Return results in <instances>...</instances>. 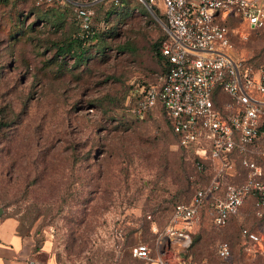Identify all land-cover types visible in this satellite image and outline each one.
Returning a JSON list of instances; mask_svg holds the SVG:
<instances>
[{
	"label": "rangeland",
	"instance_id": "1",
	"mask_svg": "<svg viewBox=\"0 0 264 264\" xmlns=\"http://www.w3.org/2000/svg\"><path fill=\"white\" fill-rule=\"evenodd\" d=\"M36 2L0 0V217L14 218L36 248L46 245L50 264H150L130 248L145 243L155 259L174 204L208 180L181 155L159 106L143 119L132 112L160 83L151 48L165 37L163 10L139 0L115 13L109 1L92 6L97 53L59 69L52 44L75 32L74 11L56 5L37 20L46 7ZM227 25L234 51L264 63V35L238 19ZM259 207L249 198L222 226L204 210L190 246L172 241V252L220 264L216 245L225 241V264H264ZM242 228L259 241L244 240Z\"/></svg>",
	"mask_w": 264,
	"mask_h": 264
},
{
	"label": "built area",
	"instance_id": "2",
	"mask_svg": "<svg viewBox=\"0 0 264 264\" xmlns=\"http://www.w3.org/2000/svg\"><path fill=\"white\" fill-rule=\"evenodd\" d=\"M119 0H37V5L73 7L84 30L92 28L96 3ZM161 8L166 39L160 51L169 63L158 87H150L136 109L139 118L160 102L178 145L193 156L196 171L207 175L186 203L175 206L170 224L157 236L155 259L147 244L131 248L134 258L158 264H205L179 254L165 257L167 242H191V232L205 210L216 226L238 216L250 196L264 206V63L238 55L230 40L228 19H238L264 35V0H139ZM260 211V210H259ZM258 211V213H260ZM242 236L259 241L246 228ZM122 240V235H118ZM119 247V246H118ZM217 257L227 260V242L216 245Z\"/></svg>",
	"mask_w": 264,
	"mask_h": 264
},
{
	"label": "trees",
	"instance_id": "3",
	"mask_svg": "<svg viewBox=\"0 0 264 264\" xmlns=\"http://www.w3.org/2000/svg\"><path fill=\"white\" fill-rule=\"evenodd\" d=\"M109 2L111 3V5H114V8H112V10L114 11V13L117 12V11H119L118 10L119 7L120 8H121V6L124 7V5H123L124 0H119V3L117 5H115L112 1H109ZM98 3H100V2H98ZM98 3H96V4H98ZM55 6L56 5H45V4L39 5L38 7H40V8L46 7V9H45V11H43L42 14H39L38 15L37 20L45 21V19H44L45 16L44 15L47 12H50L51 10L53 11V8H50V7H55ZM68 7H71V6H68ZM71 8L73 9V7H71ZM112 10L110 11L111 13H112ZM157 17L158 18L159 17H163V19H164V15L163 16L160 15L159 12H157ZM75 24H76V30H75V32L72 35H68V36L64 37L61 41H58V42H55V43L52 44V49H54L53 58H54V60L60 61L59 66H58L59 69H61L63 67V65H64L63 62H62L63 59L70 58V59L73 60V62H72L73 65L74 66H77V65H81L85 60L89 59L94 53H97L96 52V47H95V44H94V41L93 40H96L98 37H101V34H98L97 30L92 27V28H90V30H89V32L87 33V36H86V33L80 27V25H79V23L77 21L76 16H75ZM165 39H166V32H165V37L160 42H155L152 45V48H151L152 51H153V53H154V55L161 61V64H162V74H164L168 70V68H169V63L162 56L161 51H160L162 42ZM100 51H102V48L100 49ZM250 61H253V60H250ZM144 94H145V92L144 93H141L139 95V97L137 98V101L135 103V106L132 109L133 114L137 118H139V117L136 114V109L138 108L140 102L143 100ZM156 106H159L161 108V111H162V114L164 116V119H165L168 127L170 128L171 132L174 135V138L176 140V144H177V146H178V148L180 150L181 155H183L184 157L185 156L189 157L188 159L189 160L191 159L192 166L196 169V167L194 165V158H193V156H191L190 154H188L183 147H181V146L178 145V140H177L176 134L174 133L173 128H172V125H171L169 119L167 118V115H166V113H165V111H164V109H163V107H162V105H161V103L159 101L156 102V104L154 106L148 108L145 111L144 117H145V115L148 112H150L151 110H153V108H155ZM143 118H139V119H143ZM249 198H253V199H255V202H258V198L256 196H250ZM249 198H247L246 200H248ZM188 201H186V202H188ZM186 202H178V203L174 204V206L172 207L171 212H173V210H174V208H175V206L177 204H179V203H186ZM258 208L259 209H262L261 207H259V205H258ZM2 217H4V216H2ZM5 217H7V216H5ZM228 221L229 220H227V222ZM17 230L21 234L27 235V234L21 232L20 229H18V226H17ZM191 235H192V232H191ZM244 240L248 241L245 238H244ZM189 246H190V244L187 246V248ZM229 246H230V244H229ZM131 248H130V253H131ZM230 249H231V246H230ZM183 258L186 259V260L194 259L192 257H183ZM230 258H231V256H230ZM229 259H227V260H221V259H219L220 264H225L226 262L229 261ZM194 260H196V259H194Z\"/></svg>",
	"mask_w": 264,
	"mask_h": 264
},
{
	"label": "crops",
	"instance_id": "4",
	"mask_svg": "<svg viewBox=\"0 0 264 264\" xmlns=\"http://www.w3.org/2000/svg\"><path fill=\"white\" fill-rule=\"evenodd\" d=\"M17 226L18 223L14 218L0 217V264H50L47 257L43 256L44 253L46 254V245L36 248L32 235L21 234ZM172 254L174 253L171 248L166 252L165 257H171Z\"/></svg>",
	"mask_w": 264,
	"mask_h": 264
},
{
	"label": "water",
	"instance_id": "5",
	"mask_svg": "<svg viewBox=\"0 0 264 264\" xmlns=\"http://www.w3.org/2000/svg\"><path fill=\"white\" fill-rule=\"evenodd\" d=\"M163 26H164V23H163ZM167 247L168 248L170 247V241L167 242Z\"/></svg>",
	"mask_w": 264,
	"mask_h": 264
}]
</instances>
